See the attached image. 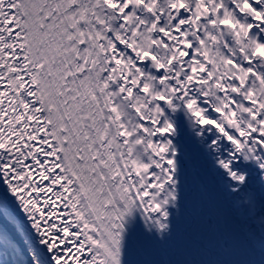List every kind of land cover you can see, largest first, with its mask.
Here are the masks:
<instances>
[{"label":"snow or ice","instance_id":"snow-or-ice-1","mask_svg":"<svg viewBox=\"0 0 264 264\" xmlns=\"http://www.w3.org/2000/svg\"><path fill=\"white\" fill-rule=\"evenodd\" d=\"M0 264H264V0H0Z\"/></svg>","mask_w":264,"mask_h":264}]
</instances>
